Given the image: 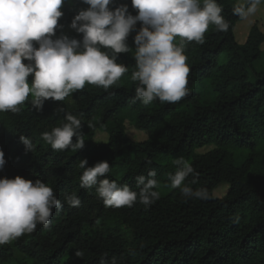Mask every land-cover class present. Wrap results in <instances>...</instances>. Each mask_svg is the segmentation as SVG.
<instances>
[{
	"label": "trees",
	"instance_id": "obj_1",
	"mask_svg": "<svg viewBox=\"0 0 264 264\" xmlns=\"http://www.w3.org/2000/svg\"><path fill=\"white\" fill-rule=\"evenodd\" d=\"M217 3L229 28L219 31L210 24L202 44L185 43L190 72L188 94L180 101L156 99L145 105L136 98L139 82L131 77L137 70L138 22L126 40L129 52L101 48L128 69L110 88L86 84L63 101L46 100L42 109L33 107L30 94L18 112H0V149L6 160L0 179L41 180L62 203L61 209L52 210L48 227L38 224L32 233L0 245V264H20L23 258L35 264H264V67L256 68L264 60V31L253 25L240 44L235 29L242 19L233 14L237 1ZM121 5L138 14L132 0H113L109 7ZM89 7L83 0H65L56 34L70 31L72 39L82 41L83 35L70 25ZM222 55L226 63L219 65ZM32 79L28 77L30 84ZM205 82L213 92L210 102L195 92ZM66 114L81 121V150H55L42 139L44 132L67 123ZM129 128L147 138L134 139ZM21 136L29 139L31 151ZM180 158L198 174L185 184L195 181L191 187L207 189L208 199H186L180 189L171 188L169 174L177 171ZM84 159L88 167L107 161L110 171L100 179L136 192L135 178L155 170L154 190L160 198L150 206L138 197L131 207H106L97 186L80 187L84 169L79 163ZM223 185L228 192L218 198L215 191ZM72 193L81 200L78 207L65 201ZM107 218L128 227L132 240L119 228L108 227Z\"/></svg>",
	"mask_w": 264,
	"mask_h": 264
},
{
	"label": "clouds",
	"instance_id": "obj_2",
	"mask_svg": "<svg viewBox=\"0 0 264 264\" xmlns=\"http://www.w3.org/2000/svg\"><path fill=\"white\" fill-rule=\"evenodd\" d=\"M64 2L0 0V112H18L30 94L33 107L42 109L46 100L63 101L86 84L110 88L128 69L116 62V55L110 58L101 48L111 49L115 54L129 52L126 40L138 22L142 27L134 38L137 70L131 77L139 82L136 98L145 105L156 99L178 102L188 94L190 68L184 55L185 43L202 44L210 24L219 31L229 28L217 0H202V4L201 0H132L133 8L138 10L135 16L129 13L127 5L110 9L113 0H83L90 7L81 10L70 25L83 35L82 41L66 35L53 39L63 16ZM262 3L264 0H237L233 14L248 20ZM25 60L29 63L25 64ZM29 76L33 77L31 84ZM65 119L67 123L44 132L42 139L55 150L69 146L83 149L84 136L78 132L81 121L71 114H66ZM20 140L27 151L32 150L28 138L21 136ZM5 164V153L0 149V170ZM176 164L177 171L169 174L171 188L180 189L186 199H208L207 189L191 187L195 181L185 184L189 176L198 175L192 165L183 158L177 159ZM87 165V159L79 163L84 169L80 187L97 186L98 196L106 207H131L138 197L141 204L150 206L160 198L159 191L154 190L158 188L155 170L135 178L139 188L136 192L129 185L118 186L115 181L100 179L110 171L107 161L94 167ZM65 201L72 207L81 204L75 193L66 195ZM61 208V201L41 180L33 182L20 176L0 179V245L32 233L38 224L48 227L52 210ZM81 255L76 252L77 257ZM112 264H116L115 260Z\"/></svg>",
	"mask_w": 264,
	"mask_h": 264
},
{
	"label": "rangeland",
	"instance_id": "obj_3",
	"mask_svg": "<svg viewBox=\"0 0 264 264\" xmlns=\"http://www.w3.org/2000/svg\"><path fill=\"white\" fill-rule=\"evenodd\" d=\"M233 1H237V0H233ZM255 24L258 25L264 31V5L263 4L259 6V9L254 16L250 17L248 20H242L237 24V27L235 29V36H236L237 41L240 44H244L246 42L250 28ZM65 35L68 36L70 39H72L73 35H72V32L70 31H65V32H62L61 34H55L53 39H57ZM225 63H226V56L222 55L219 59V65H222ZM263 67H264V60L259 62L256 66L258 71H261ZM195 92L200 94L201 97L208 102H210L213 97V92L209 85V82H205L204 84L198 85L195 88ZM129 133L131 137H133L136 140H144L147 138V135L145 133L137 132L130 128H129ZM101 138L105 139L106 137L103 135ZM228 188L229 187L226 185L219 187L215 191V196L218 198H223L228 192ZM104 221L106 222L108 227L119 228L122 232H124L128 236L129 240H132L133 235H132V232L128 229V227L118 224L116 219L107 218ZM20 264H35V262L34 260L23 258L21 259Z\"/></svg>",
	"mask_w": 264,
	"mask_h": 264
}]
</instances>
